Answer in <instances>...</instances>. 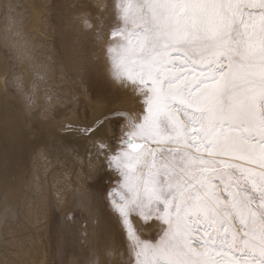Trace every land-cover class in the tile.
<instances>
[{"label": "snow or ice", "instance_id": "obj_1", "mask_svg": "<svg viewBox=\"0 0 264 264\" xmlns=\"http://www.w3.org/2000/svg\"><path fill=\"white\" fill-rule=\"evenodd\" d=\"M100 7L113 21L109 76L142 101L139 115L124 114L98 81L99 115L82 129L95 136L103 120L126 122L120 146L99 143L107 170L96 177L125 264H264V0ZM88 251L87 264L114 254Z\"/></svg>", "mask_w": 264, "mask_h": 264}, {"label": "rangeland", "instance_id": "obj_2", "mask_svg": "<svg viewBox=\"0 0 264 264\" xmlns=\"http://www.w3.org/2000/svg\"><path fill=\"white\" fill-rule=\"evenodd\" d=\"M108 2L110 0H49L47 3V25L42 37L51 56L53 74L50 84L54 92L50 102L53 108H50L53 110L47 111L50 112L47 118L36 114L27 119L32 122L57 120L69 111L74 119L66 126L71 127L70 131L85 142L77 150L74 161L72 157L60 159V167L64 168L65 173L61 181H70V185L59 183V180L56 182V174L62 171L58 165L48 168L47 172H39L37 179L42 185V198H46L47 204L43 217V213L37 212L34 214L35 219L28 222L32 255L16 251L14 247L18 244L15 239L3 236L6 242L0 245V264H87L89 248L101 253L108 250L114 253L111 257L102 255L103 264H125L124 239L115 220L107 214L96 177L107 170L106 158L99 154V143L103 139L104 143L115 142L120 146L126 122L114 118L103 120L100 117L103 128L98 136L92 137L82 131L87 123L99 115L91 117L88 105L89 101H95L98 81H105L117 97L111 107L119 108L124 114L139 115L141 111L142 101L124 94V89L109 76L105 47L109 43L107 34L113 21L100 7ZM86 15L94 25L92 29L86 28L82 22ZM99 16L104 17L103 39L97 38L95 27L99 24ZM3 50V53H9L5 47ZM59 61L62 64L64 62L61 64L63 68L66 67L61 77L56 64ZM13 67L16 68L15 65ZM7 91L15 95L9 88ZM16 102L19 103L18 99ZM18 105L21 106L20 103ZM54 182L65 186L67 194L64 201L57 198L53 189ZM90 212L96 214L90 215ZM85 225H88L87 237ZM143 227L150 234L155 225ZM26 246L21 242V246L17 247L26 249Z\"/></svg>", "mask_w": 264, "mask_h": 264}, {"label": "bare ground", "instance_id": "obj_3", "mask_svg": "<svg viewBox=\"0 0 264 264\" xmlns=\"http://www.w3.org/2000/svg\"><path fill=\"white\" fill-rule=\"evenodd\" d=\"M48 1L0 0V245L6 242L3 236L15 239L17 246H21V242L27 244L26 249L16 246L15 250L30 256L28 222L35 219V213H43L47 204L37 179L39 172H47L54 165L60 167L61 157L62 160L72 157L74 161L77 150L85 142L66 126L74 119L69 111L57 120L32 122L27 119L36 114L48 117L50 112L47 111L53 110L50 105L54 92L50 84L51 56L42 37L47 25ZM9 3L17 5L11 12L7 11ZM4 47L8 54L2 52ZM56 64L61 77L66 67L61 66L62 61ZM8 88L15 95L7 91ZM94 104L95 101L88 102L91 117L100 111ZM60 169L56 182L70 185V181H61L65 173L62 166ZM56 182L53 183L54 192L59 201H64L65 186Z\"/></svg>", "mask_w": 264, "mask_h": 264}]
</instances>
